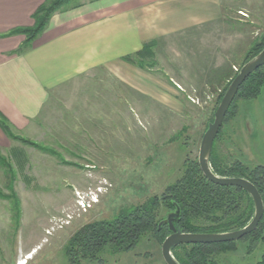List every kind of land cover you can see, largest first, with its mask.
<instances>
[{
  "label": "rangeland",
  "instance_id": "obj_1",
  "mask_svg": "<svg viewBox=\"0 0 264 264\" xmlns=\"http://www.w3.org/2000/svg\"><path fill=\"white\" fill-rule=\"evenodd\" d=\"M83 1L86 0H71L70 6ZM223 3L228 7L227 17L239 23L234 25L242 33L236 30L225 45L208 46L220 62L213 70L220 72L221 63L234 62L235 75L249 53L245 42L248 40L251 49L253 42L264 36V0H223ZM173 48L165 52L167 56L161 60V66L154 65L153 69L167 72L171 85L174 81L181 82L174 91L179 94L175 98L183 104V111L155 106L146 98L135 97L133 91L132 109L126 114L123 110L117 121L120 129H107L109 123L104 115L90 114L92 122L102 126L101 131H91V136L95 135L92 141L83 140L78 122L68 133L72 137H67L64 131L57 141L47 135L43 143L57 153L55 156L21 142L12 148L23 152L22 164H17L19 154L12 148L3 154L11 162L16 180L11 191L13 173L8 177L1 170L0 191L6 196L14 192L17 200L0 198V264H21L22 260L27 264H70L66 246L82 226L111 221L121 210L142 204L151 196H161L180 179L187 158L198 160L202 138L227 84L203 85L209 79L205 78L201 86H194L189 82L193 76L188 73L191 63L188 46L182 49L176 44ZM183 62L188 64L187 69H183ZM224 67V71L229 69ZM94 85L96 93L97 84ZM77 119L81 121L82 116ZM215 153L226 167L236 162L250 170L264 166V92L255 100L236 102L223 124ZM166 212L162 206L159 219ZM250 245L249 239L239 240L237 251L221 255V263L256 264L264 248L258 242L250 250ZM102 258L103 263L86 260L81 264H166L162 244L152 234L130 251L112 255L107 250Z\"/></svg>",
  "mask_w": 264,
  "mask_h": 264
},
{
  "label": "crops",
  "instance_id": "obj_2",
  "mask_svg": "<svg viewBox=\"0 0 264 264\" xmlns=\"http://www.w3.org/2000/svg\"><path fill=\"white\" fill-rule=\"evenodd\" d=\"M45 1L0 0V114L22 138L44 145L47 135L57 141L64 131L68 137L80 122L83 140L92 141L91 131L102 126L90 114L104 115L105 128L120 129L117 121L123 110L132 109L133 91L155 106L183 111L175 98L181 82L171 85L167 72L153 69L176 44L190 50L194 86L208 78L203 85L227 84L234 76V62L213 70L220 62L208 46L225 45L236 30L242 33L234 25L238 22L227 17L223 0H86L55 13L32 46L22 49L26 36L14 31L33 27V16ZM151 43L154 57L143 62L145 67L133 63V57L142 61L139 54ZM181 65L187 69L188 64ZM17 142L0 127L2 154Z\"/></svg>",
  "mask_w": 264,
  "mask_h": 264
},
{
  "label": "trees",
  "instance_id": "obj_3",
  "mask_svg": "<svg viewBox=\"0 0 264 264\" xmlns=\"http://www.w3.org/2000/svg\"><path fill=\"white\" fill-rule=\"evenodd\" d=\"M71 0H46L35 12L34 26L22 28L14 33H22L26 36V42L22 49H29L33 41L44 32L52 16L70 8ZM152 43L146 44L138 57L131 58L133 63L141 67L148 58L154 57ZM21 49V51H22ZM264 50V36L254 41L246 57L245 63ZM244 63V64H245ZM152 64V63H151ZM153 65V64H152ZM238 74L235 73L232 80ZM231 80V81H232ZM230 82L218 98V105L224 97ZM264 92V66L254 72L241 86L228 114L227 122L238 100L252 101ZM0 127L12 140L38 149L46 154L55 156L57 153L34 141L22 138L13 133L11 126L0 114ZM223 128V126H222ZM222 128L214 142L210 164L213 172L221 177L245 178L252 182L264 201V166H258L253 170L236 162L230 167L223 166L221 159L215 153L216 144L219 141ZM13 152L20 158L23 154L19 149ZM17 158V164L23 162ZM4 170L9 177L12 174L9 189L14 190L15 171L8 157L0 151V171ZM17 197L4 195L0 191V198L10 199ZM17 211H18V204ZM167 209L166 215L159 219L161 207ZM178 213L177 225L183 233L215 234L239 230L247 226L253 219L255 208L250 195L243 189L231 186L216 185L207 180L203 175L197 159L187 158L184 162V172L180 179L169 185L161 196L149 197L144 203L125 208L111 221H94L82 226L68 241L66 253L70 264H81L82 261L91 260L103 263V254L109 250L112 255H117L134 249L149 234L163 244L170 231L167 223L160 228V223L166 220L169 214ZM243 239L251 242L250 250L254 243H261L264 248V217L256 231ZM237 243L221 244H192L180 245L173 249V255L179 264H222L221 255L237 251ZM256 264H264V251L260 261Z\"/></svg>",
  "mask_w": 264,
  "mask_h": 264
},
{
  "label": "water",
  "instance_id": "obj_4",
  "mask_svg": "<svg viewBox=\"0 0 264 264\" xmlns=\"http://www.w3.org/2000/svg\"><path fill=\"white\" fill-rule=\"evenodd\" d=\"M264 66V50L250 59L238 71L236 77L231 81L224 97L214 113L213 121L208 125L202 138L198 162L203 175L208 181L220 185L238 187L247 192L254 203V216L251 222L242 229L226 233L195 234L183 233L177 225L178 213H171L166 220L160 223V228L167 223L170 234L162 244V257L166 264H179L173 255V249L180 245L192 244H221L239 241L250 235L258 228L264 217V201L257 187L245 178L221 177L215 174L211 168L210 158L214 142L224 124L225 118L231 108L243 83L258 69Z\"/></svg>",
  "mask_w": 264,
  "mask_h": 264
},
{
  "label": "bare ground",
  "instance_id": "obj_5",
  "mask_svg": "<svg viewBox=\"0 0 264 264\" xmlns=\"http://www.w3.org/2000/svg\"><path fill=\"white\" fill-rule=\"evenodd\" d=\"M30 258V256H28ZM21 264H27L24 260L21 261Z\"/></svg>",
  "mask_w": 264,
  "mask_h": 264
}]
</instances>
